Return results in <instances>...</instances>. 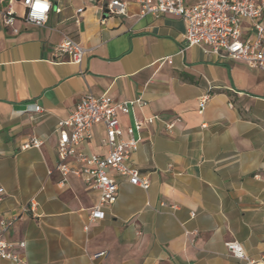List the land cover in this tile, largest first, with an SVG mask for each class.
<instances>
[{
  "label": "crops",
  "instance_id": "0c3cea01",
  "mask_svg": "<svg viewBox=\"0 0 264 264\" xmlns=\"http://www.w3.org/2000/svg\"><path fill=\"white\" fill-rule=\"evenodd\" d=\"M109 1L51 0L44 25L26 23L14 1L18 33L0 15V217L15 218L6 238L29 264H244L230 241L264 264V70L189 46L181 17L142 16L135 0L108 15ZM65 35L89 48L82 62L55 54ZM88 93L134 101L125 126L156 116L130 157L150 187L111 170L118 199L93 221L98 191L56 169L57 123ZM105 135L95 124L81 148L104 155ZM32 138L43 144L24 147Z\"/></svg>",
  "mask_w": 264,
  "mask_h": 264
},
{
  "label": "built area",
  "instance_id": "2783aa9c",
  "mask_svg": "<svg viewBox=\"0 0 264 264\" xmlns=\"http://www.w3.org/2000/svg\"><path fill=\"white\" fill-rule=\"evenodd\" d=\"M0 15L6 27L14 33L18 18L14 1L8 0ZM24 6L23 19L26 23L44 25L52 9L51 0H47L49 8L43 17H32L33 5L36 0H20ZM141 7V15L155 17L172 15L181 17L186 23L185 39L189 46L202 44L206 53L219 59H234L245 62L252 68L264 70V0H198L193 4L185 0H135ZM43 2V0H42ZM105 8L107 14L124 15L127 13L126 0H110ZM82 8L78 9L81 13ZM77 22L80 17H77ZM251 31L250 34H247ZM55 54L67 53L75 62H82L89 48L69 35L54 47ZM183 51V50H182ZM210 93L199 97V111L203 112ZM134 101H116L110 95L88 93L77 103L71 114L58 121L56 130L59 132V170L64 180L70 174L82 177L85 184L99 193L98 203L91 209L90 219L104 217L103 206L113 204L119 195V184L111 174L115 170L134 185L148 189L151 181L142 175L139 169L130 162V157L139 146L141 131L156 116L136 118L132 125L125 126L121 114L130 111ZM143 103V102H141ZM144 104V103H143ZM28 109L37 113L44 112L41 105L34 103ZM104 123L106 135L103 143L107 146L104 155L86 153L82 144L91 137L92 128L97 123ZM43 141L32 138L24 147H40ZM4 188L0 187V195ZM1 199V198H0ZM33 205V204H32ZM15 218L0 217V260L9 264H29L26 256L18 252L15 245L6 238L9 229L14 225ZM25 246V242L20 243ZM230 252L244 260V264H257L249 257L243 246L237 241L227 243ZM107 254L99 251L94 257Z\"/></svg>",
  "mask_w": 264,
  "mask_h": 264
},
{
  "label": "clouds",
  "instance_id": "9594fccd",
  "mask_svg": "<svg viewBox=\"0 0 264 264\" xmlns=\"http://www.w3.org/2000/svg\"><path fill=\"white\" fill-rule=\"evenodd\" d=\"M49 8V3L47 0H36L33 5V11L31 13L32 17H43V14L47 12Z\"/></svg>",
  "mask_w": 264,
  "mask_h": 264
}]
</instances>
